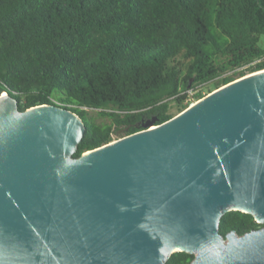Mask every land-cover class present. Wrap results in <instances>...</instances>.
<instances>
[{"label":"water","instance_id":"obj_1","mask_svg":"<svg viewBox=\"0 0 264 264\" xmlns=\"http://www.w3.org/2000/svg\"><path fill=\"white\" fill-rule=\"evenodd\" d=\"M84 132L0 94V264H264V70L74 158ZM231 211L263 227L223 237Z\"/></svg>","mask_w":264,"mask_h":264},{"label":"trees","instance_id":"obj_2","mask_svg":"<svg viewBox=\"0 0 264 264\" xmlns=\"http://www.w3.org/2000/svg\"><path fill=\"white\" fill-rule=\"evenodd\" d=\"M260 36L264 0H0V94L20 111L75 113L85 126L77 158L170 120V105L185 110L189 92L197 101L264 70ZM259 227L231 211L219 233ZM192 260L175 252L165 264Z\"/></svg>","mask_w":264,"mask_h":264},{"label":"rangeland","instance_id":"obj_3","mask_svg":"<svg viewBox=\"0 0 264 264\" xmlns=\"http://www.w3.org/2000/svg\"><path fill=\"white\" fill-rule=\"evenodd\" d=\"M259 44H260L262 47H264V36H260V38H259ZM193 94H194V92H189V98H190V99H191V97H193ZM202 94H203V95L205 94V92H204L203 90H202ZM190 101H193V100H190ZM169 113L172 114V115L175 114V116H176L177 114H179V113H177V109H176V107H175V104H171V105H170ZM90 114L93 115V116L95 115L93 112H91ZM96 123H97V124H106L107 121H106V119L96 118ZM113 139H114V141H116V140H118V139H120V138H118V137H116V136H113Z\"/></svg>","mask_w":264,"mask_h":264},{"label":"built area","instance_id":"obj_4","mask_svg":"<svg viewBox=\"0 0 264 264\" xmlns=\"http://www.w3.org/2000/svg\"><path fill=\"white\" fill-rule=\"evenodd\" d=\"M190 100H193V98H192V97H191V99L188 98V100L186 101V102H188V104H189L188 107L191 106L192 104H194L195 102L198 101V100H197V101H194V100H193V101H190ZM56 106H60V105L56 104ZM188 107H187V108H188ZM112 139H113V137H112ZM120 139H121V138H120ZM112 142H114V139L112 140ZM112 142H111V143H112Z\"/></svg>","mask_w":264,"mask_h":264},{"label":"flooded vegetation","instance_id":"obj_5","mask_svg":"<svg viewBox=\"0 0 264 264\" xmlns=\"http://www.w3.org/2000/svg\"><path fill=\"white\" fill-rule=\"evenodd\" d=\"M261 227H263V226L261 225ZM261 227H259V228H261ZM259 228H258V229H259Z\"/></svg>","mask_w":264,"mask_h":264},{"label":"clouds","instance_id":"obj_6","mask_svg":"<svg viewBox=\"0 0 264 264\" xmlns=\"http://www.w3.org/2000/svg\"><path fill=\"white\" fill-rule=\"evenodd\" d=\"M150 129H151V128H150ZM150 129H149V130H150Z\"/></svg>","mask_w":264,"mask_h":264}]
</instances>
